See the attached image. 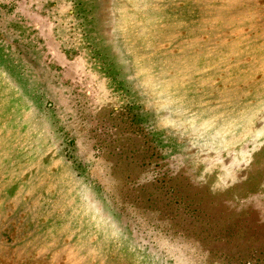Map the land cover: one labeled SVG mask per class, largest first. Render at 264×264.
<instances>
[{
  "label": "rangeland",
  "instance_id": "1",
  "mask_svg": "<svg viewBox=\"0 0 264 264\" xmlns=\"http://www.w3.org/2000/svg\"><path fill=\"white\" fill-rule=\"evenodd\" d=\"M84 1L0 0V264H264V0Z\"/></svg>",
  "mask_w": 264,
  "mask_h": 264
},
{
  "label": "trees",
  "instance_id": "2",
  "mask_svg": "<svg viewBox=\"0 0 264 264\" xmlns=\"http://www.w3.org/2000/svg\"><path fill=\"white\" fill-rule=\"evenodd\" d=\"M80 5L81 7H80V9H78L79 10V12H82L83 14H86L87 13V10H86V3H85V1L84 0H78V2H77V5ZM84 6V7H83ZM90 8V7H89ZM93 23H95L93 20H92V22H91V25L93 24ZM94 26H96V25H94ZM93 28V27H92ZM94 40V39H93ZM14 65V64H13Z\"/></svg>",
  "mask_w": 264,
  "mask_h": 264
}]
</instances>
